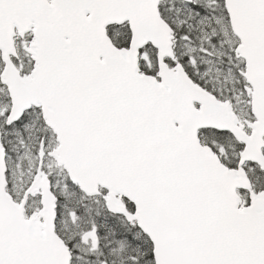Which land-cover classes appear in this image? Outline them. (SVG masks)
I'll list each match as a JSON object with an SVG mask.
<instances>
[{"label":"snow or ice","instance_id":"6c2138e0","mask_svg":"<svg viewBox=\"0 0 264 264\" xmlns=\"http://www.w3.org/2000/svg\"><path fill=\"white\" fill-rule=\"evenodd\" d=\"M0 264H264V0H0Z\"/></svg>","mask_w":264,"mask_h":264}]
</instances>
